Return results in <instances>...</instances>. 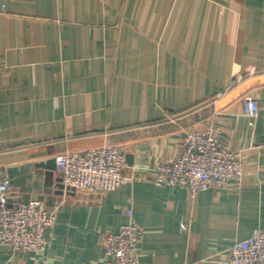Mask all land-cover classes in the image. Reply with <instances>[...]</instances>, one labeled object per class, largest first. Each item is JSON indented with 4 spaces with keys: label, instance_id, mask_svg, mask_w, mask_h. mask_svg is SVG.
<instances>
[{
    "label": "crops",
    "instance_id": "0c3cea01",
    "mask_svg": "<svg viewBox=\"0 0 264 264\" xmlns=\"http://www.w3.org/2000/svg\"><path fill=\"white\" fill-rule=\"evenodd\" d=\"M0 60L8 175L69 150L134 154L103 195L59 193L57 169L10 177L12 205L39 199L57 216L43 252L5 245L0 264H104L127 210L144 230L142 264H229L230 247L264 228V0H0ZM209 122L240 152L243 182L196 196L156 184V163Z\"/></svg>",
    "mask_w": 264,
    "mask_h": 264
},
{
    "label": "built area",
    "instance_id": "2783aa9c",
    "mask_svg": "<svg viewBox=\"0 0 264 264\" xmlns=\"http://www.w3.org/2000/svg\"><path fill=\"white\" fill-rule=\"evenodd\" d=\"M8 65L0 60V72ZM260 104L255 98L244 100V113L257 117ZM57 171L65 189L103 195L120 188L127 180V151L121 144H109L83 150H69L56 156ZM150 177L158 185H182L192 196L211 188L241 184L245 177L243 158L231 143L221 140L220 127L209 122L185 132L181 150L161 159ZM12 179L0 167V249L8 245L14 251L43 252L49 245L46 231L56 220L38 199L12 205ZM130 217L119 230L104 237V264H142L139 245L143 228ZM229 264H264V228L253 230L229 249Z\"/></svg>",
    "mask_w": 264,
    "mask_h": 264
},
{
    "label": "water",
    "instance_id": "95a60500",
    "mask_svg": "<svg viewBox=\"0 0 264 264\" xmlns=\"http://www.w3.org/2000/svg\"><path fill=\"white\" fill-rule=\"evenodd\" d=\"M127 162L129 165H133L134 163V154L133 153H127ZM36 166L38 168H45V169H49V170H54L57 169V164H56V157L49 159L48 161L44 162V161H40V162H36L34 164H27L23 167H21L20 169H16V168H9L8 172H9V176L11 178H13V183H18L17 180V176L20 173H27L30 171L31 167ZM58 187H59V193H63L64 189H65V185L62 182L61 177L58 178ZM39 200V199H38Z\"/></svg>",
    "mask_w": 264,
    "mask_h": 264
},
{
    "label": "rangeland",
    "instance_id": "374dc122",
    "mask_svg": "<svg viewBox=\"0 0 264 264\" xmlns=\"http://www.w3.org/2000/svg\"><path fill=\"white\" fill-rule=\"evenodd\" d=\"M189 129H187L186 131H188Z\"/></svg>",
    "mask_w": 264,
    "mask_h": 264
}]
</instances>
